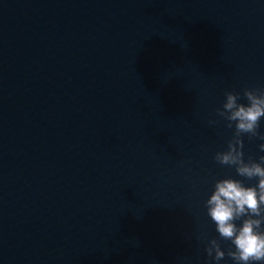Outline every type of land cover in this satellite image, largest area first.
<instances>
[{
    "label": "water",
    "instance_id": "1",
    "mask_svg": "<svg viewBox=\"0 0 264 264\" xmlns=\"http://www.w3.org/2000/svg\"><path fill=\"white\" fill-rule=\"evenodd\" d=\"M245 90L264 0H0V264H209L204 201L243 179L217 111Z\"/></svg>",
    "mask_w": 264,
    "mask_h": 264
},
{
    "label": "clouds",
    "instance_id": "2",
    "mask_svg": "<svg viewBox=\"0 0 264 264\" xmlns=\"http://www.w3.org/2000/svg\"><path fill=\"white\" fill-rule=\"evenodd\" d=\"M247 103H240L239 94L225 93L222 110L217 115L234 126L233 139L226 151L215 154V161L222 166L234 168L236 176L216 180L204 201L206 215L215 226L220 240L228 241L230 247L222 249L216 238L208 240L205 252L209 264H221L227 257L232 264H264V155L245 160L242 135L256 137L258 148L264 153V134L259 132L264 119V91L245 90ZM210 120L209 124H215ZM255 181L253 184H245Z\"/></svg>",
    "mask_w": 264,
    "mask_h": 264
}]
</instances>
